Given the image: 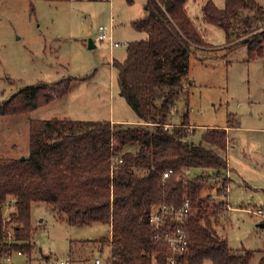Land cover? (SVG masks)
Returning a JSON list of instances; mask_svg holds the SVG:
<instances>
[{"label":"trees","instance_id":"1","mask_svg":"<svg viewBox=\"0 0 264 264\" xmlns=\"http://www.w3.org/2000/svg\"><path fill=\"white\" fill-rule=\"evenodd\" d=\"M187 2L147 0L145 16L132 22L147 37L130 41L125 59L114 62L120 93L139 122L31 118L29 153L0 156V264L13 252L32 257L34 202L47 203L72 225L108 224L111 233L92 240L109 247L105 264H165L167 244L156 239L150 212L186 201L191 214L181 264H251L258 252L234 250L216 228L228 208L227 128L235 125L234 115L227 128L202 127L199 140V127L189 120L171 121L187 92L191 57L214 49ZM202 10L205 22L226 31L225 48L242 44L249 59L264 57V7L258 0H225L223 7L207 0ZM73 79L22 86L0 102V116L30 112L67 94ZM258 254L257 264H264V249Z\"/></svg>","mask_w":264,"mask_h":264},{"label":"rangeland","instance_id":"2","mask_svg":"<svg viewBox=\"0 0 264 264\" xmlns=\"http://www.w3.org/2000/svg\"><path fill=\"white\" fill-rule=\"evenodd\" d=\"M145 1L0 0V102L24 85L76 78L67 94L30 112L0 116V156L29 153L31 118L140 121L120 93L114 62L125 59L130 41L147 37L132 23L145 16ZM206 1L188 0L187 10L214 49L191 57L184 78L187 92L171 121L189 120L199 127L194 136L199 140L201 129L227 128L229 115H234L235 125L227 128L228 208L218 216L216 228L234 250L246 247L259 253L264 249V214L258 212L264 209V57L249 59L242 44L225 48L226 31L203 20ZM258 2L264 7V0ZM211 192L216 200L223 199ZM10 209L8 204L5 215ZM31 221L32 257L13 252L12 264H59L67 257L72 264H94L96 257L109 255L107 245L92 241L111 233L108 224L72 225L45 202L33 203ZM258 253L251 264H257Z\"/></svg>","mask_w":264,"mask_h":264},{"label":"built area","instance_id":"3","mask_svg":"<svg viewBox=\"0 0 264 264\" xmlns=\"http://www.w3.org/2000/svg\"><path fill=\"white\" fill-rule=\"evenodd\" d=\"M100 38L106 37V32L101 27ZM117 44V43H116ZM121 162V159H118ZM172 172L169 169L164 173L168 176ZM260 214H264V209H259ZM191 214V208L188 201L181 207L176 205L154 206L150 212L149 221L156 228L155 237L158 241H165L167 244V262L165 264H181L180 257L184 253L188 245L187 223ZM23 254L22 251H18ZM59 264H72L70 258L58 260ZM4 264H12L11 254L7 255ZM30 264V263H26ZM94 264H105L104 260L96 257ZM159 264V263H154Z\"/></svg>","mask_w":264,"mask_h":264},{"label":"crops","instance_id":"4","mask_svg":"<svg viewBox=\"0 0 264 264\" xmlns=\"http://www.w3.org/2000/svg\"><path fill=\"white\" fill-rule=\"evenodd\" d=\"M147 3V1H145V4ZM146 6V5H145ZM146 10V8H145ZM145 14H146V11H145ZM111 121L113 122H129V121H121V120H117V119H114V118H111Z\"/></svg>","mask_w":264,"mask_h":264},{"label":"water","instance_id":"5","mask_svg":"<svg viewBox=\"0 0 264 264\" xmlns=\"http://www.w3.org/2000/svg\"><path fill=\"white\" fill-rule=\"evenodd\" d=\"M147 6H145V8H146ZM89 46L90 47H92V46H94V43L92 42V40H90V42H89ZM24 156H22V158H23Z\"/></svg>","mask_w":264,"mask_h":264}]
</instances>
